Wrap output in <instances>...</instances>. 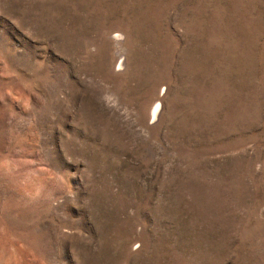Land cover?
<instances>
[{"label": "rangeland", "instance_id": "rangeland-1", "mask_svg": "<svg viewBox=\"0 0 264 264\" xmlns=\"http://www.w3.org/2000/svg\"><path fill=\"white\" fill-rule=\"evenodd\" d=\"M0 264H264V0H0Z\"/></svg>", "mask_w": 264, "mask_h": 264}, {"label": "bare ground", "instance_id": "bare-ground-1", "mask_svg": "<svg viewBox=\"0 0 264 264\" xmlns=\"http://www.w3.org/2000/svg\"><path fill=\"white\" fill-rule=\"evenodd\" d=\"M118 37H119V36L117 35V38H118ZM120 66H121V65H120ZM157 102H158V101H157ZM157 102H156L155 107H154L153 118L156 116V112H157V109H158L157 107H158V104H159V103H157ZM154 119H155V118H154Z\"/></svg>", "mask_w": 264, "mask_h": 264}]
</instances>
